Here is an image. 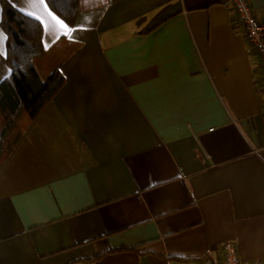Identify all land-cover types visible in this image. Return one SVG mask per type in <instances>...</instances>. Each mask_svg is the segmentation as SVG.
<instances>
[{
    "label": "crops",
    "instance_id": "obj_1",
    "mask_svg": "<svg viewBox=\"0 0 264 264\" xmlns=\"http://www.w3.org/2000/svg\"><path fill=\"white\" fill-rule=\"evenodd\" d=\"M7 1L65 83L0 165V264L264 261V67L231 0H79L73 26Z\"/></svg>",
    "mask_w": 264,
    "mask_h": 264
},
{
    "label": "trees",
    "instance_id": "obj_2",
    "mask_svg": "<svg viewBox=\"0 0 264 264\" xmlns=\"http://www.w3.org/2000/svg\"><path fill=\"white\" fill-rule=\"evenodd\" d=\"M68 26L79 13V0H45ZM0 27L5 32L4 62L8 74L0 81V165L9 157L23 131L64 86L58 70L42 79L36 63L44 57L40 22L0 0ZM90 262V261H87Z\"/></svg>",
    "mask_w": 264,
    "mask_h": 264
},
{
    "label": "built area",
    "instance_id": "obj_3",
    "mask_svg": "<svg viewBox=\"0 0 264 264\" xmlns=\"http://www.w3.org/2000/svg\"><path fill=\"white\" fill-rule=\"evenodd\" d=\"M231 4L238 23L244 30L247 43L259 55L264 67V21H258L252 14L248 0H231ZM264 102V88L262 90ZM204 264H264V261L240 263L237 259L236 248L233 243L223 245V259L219 262L204 260Z\"/></svg>",
    "mask_w": 264,
    "mask_h": 264
},
{
    "label": "rangeland",
    "instance_id": "obj_4",
    "mask_svg": "<svg viewBox=\"0 0 264 264\" xmlns=\"http://www.w3.org/2000/svg\"><path fill=\"white\" fill-rule=\"evenodd\" d=\"M237 19V18H236Z\"/></svg>",
    "mask_w": 264,
    "mask_h": 264
}]
</instances>
